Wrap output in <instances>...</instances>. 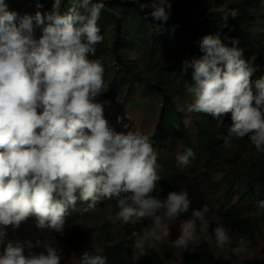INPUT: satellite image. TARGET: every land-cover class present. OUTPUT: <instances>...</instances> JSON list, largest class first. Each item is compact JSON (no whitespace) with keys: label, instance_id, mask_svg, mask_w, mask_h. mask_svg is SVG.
<instances>
[{"label":"clouds","instance_id":"obj_1","mask_svg":"<svg viewBox=\"0 0 264 264\" xmlns=\"http://www.w3.org/2000/svg\"><path fill=\"white\" fill-rule=\"evenodd\" d=\"M131 2L141 11L151 9L145 19L151 16L166 23L170 18L171 0ZM104 8L103 0H68L67 9L62 10V0H53L47 12L20 15L0 0V264H61L68 236L79 224L65 233L66 217L80 220L81 210L94 211L97 205L96 214L82 222L95 226V238L102 231L112 233L113 239L122 238V227L123 234L131 233L135 255H146L148 248L165 241L170 222L191 212L188 219L180 220L172 247L187 250L197 241V222L199 232L211 241L207 233L209 222L214 221L211 250L218 259L264 264L261 233L251 241L247 225L243 232L236 231L237 222L232 228L239 218L220 217L214 208L209 213L207 204L191 208L189 193L169 191L158 174L151 136L123 123V117L118 122L127 131H117L105 118L104 103L97 100L108 91L105 68L101 59L90 58L104 40L98 24ZM238 15L237 8L223 11L219 28L228 27L229 18ZM229 39L231 47L219 31L207 34L199 41L203 55L182 62V74L192 69L191 83L185 85L191 97L186 110L217 120L230 113L232 123L224 144L248 137L256 151L264 154V76L252 80L259 70L254 66L256 56L246 59L239 39ZM127 119L132 118L127 114ZM194 158L191 148L176 155L181 167ZM234 178L228 181L225 171L223 188ZM238 181L245 183L241 177ZM224 198L225 208L251 211L227 195ZM105 200L116 204L110 213L101 206ZM255 205L264 210V199H257ZM33 218L37 229L65 234L64 249L46 241L33 244L7 238L9 226L15 231ZM145 220L149 223L142 231L131 232L125 226L134 229ZM253 220L251 224L259 222L264 229L262 221ZM241 239L257 242L260 254L251 248L252 254L236 261L229 258L232 252L239 256ZM108 241L98 246L92 240L94 252L83 251L78 264H108L101 248ZM35 247L44 251L25 254V248Z\"/></svg>","mask_w":264,"mask_h":264},{"label":"trees","instance_id":"obj_2","mask_svg":"<svg viewBox=\"0 0 264 264\" xmlns=\"http://www.w3.org/2000/svg\"><path fill=\"white\" fill-rule=\"evenodd\" d=\"M103 2L105 8L102 10L98 24L104 40L96 45V55L90 58H99L103 61L104 80L107 85L109 84L107 100L124 92L121 87L116 86L117 78L128 83L129 95L140 94L143 97L154 92L161 95L162 107L153 114L156 123L151 138L157 153L158 165L168 166L169 175L165 172L162 180L166 182L169 191L186 190L192 201L191 208H201L207 204L216 209L220 217L239 218L241 221H234L232 226L233 228L237 222L236 231L243 232L247 225L250 236L257 237L258 233H261L264 237V229H261L259 222L250 223L253 219L262 221L264 228V210H259L255 205V201L260 197L259 193H263L264 199V154L258 153L250 139L245 137L233 140L239 142L240 149L234 157H226L223 145L227 128L232 123L231 114L217 120L203 113L186 112L183 105H186L191 97L188 96L185 85L191 83V68L178 86L174 84L163 86L153 82L148 77V71H135L132 64L126 63L122 58L124 52L134 53L135 48H142V57L136 58L138 60L168 51L172 53L171 57L168 56L170 67L166 66L164 69L167 70L166 72H175L174 81H177L176 77L179 71L181 72L182 62L203 55L199 41L205 35L219 31L224 43L230 47L232 45L229 38L239 39L238 46L244 49L246 59L256 56L254 66H258L259 70L252 76V80L255 81L260 76H264V3L261 0H243L225 6L224 0H171L170 18L165 23L151 16L145 19L151 9L141 11L131 0H103ZM6 3L10 10L17 11L20 15L26 13L34 15L36 11H41L38 5L44 7L41 12H47L53 6V0H6ZM11 4L14 6L10 8ZM67 7L68 0H62V10H66ZM231 8H237L239 15L235 19L230 17L228 27L221 30L219 28L221 14ZM104 17L111 19L113 30L104 28ZM107 34H111V39ZM107 46L110 48L108 54ZM110 57H114L117 68L109 63ZM160 62L162 64L163 60L161 59ZM190 119H193L191 124H189ZM249 146L255 149L254 155L257 161L249 160L248 168L242 170L240 174L227 170L228 176L231 174L236 178L224 189L226 168L246 158ZM187 148L194 151L195 157L202 153L206 160L203 164L190 165L188 173H183L187 174V178L184 179L179 174L181 166L177 164L176 155L183 153ZM238 177H241L245 183L238 181ZM246 183H250L247 188L244 186ZM232 184L234 185L230 189L229 186ZM211 192L215 195L213 196ZM226 195L230 201L240 204L244 209L249 207L251 211L235 210L234 206L225 208L223 204ZM215 202L221 203L222 206H216ZM209 209V213H212V209ZM117 213L118 211L114 214ZM76 219L79 220L77 217ZM125 226L131 231L135 230L133 226L126 224ZM178 235V231H171L168 242L165 241L162 247L148 248L143 259H138L134 254L127 232L122 238L109 240L101 248L108 258V264H234L218 259V254L205 243H195V241L187 250L172 247L171 242ZM94 239L95 226L80 222L68 236V243L62 250V260L73 253L80 256L85 250L94 252L92 248ZM35 249L37 253L44 251L40 247Z\"/></svg>","mask_w":264,"mask_h":264},{"label":"rangeland","instance_id":"obj_3","mask_svg":"<svg viewBox=\"0 0 264 264\" xmlns=\"http://www.w3.org/2000/svg\"><path fill=\"white\" fill-rule=\"evenodd\" d=\"M21 1V0H18ZM39 1H47V0H39ZM243 0H224L225 2V6H228L229 4L233 3V2H240ZM264 3V0H261ZM14 5H10V8L13 7ZM44 10V7H41V11ZM49 11V10H48ZM110 18L109 17H104V21H103V25L104 28L107 30L110 28V30H113V23L110 22ZM108 38L111 39V34H107ZM169 39V36H168ZM147 48H149V46L146 45ZM107 54L110 53V48L107 46L106 48ZM145 51V50H144ZM169 54V55H168ZM172 53L168 52V51H163L160 52L154 56L151 57H145L142 59H136L138 57H142V48H135L134 53H130V52H124L122 54V58L125 60L126 63H130L132 64V67L135 71L137 70H143V71H148V77L150 79H152L153 82L159 83L163 86H167L169 84H171V86H173V84L175 86H178L179 83L183 82V79L186 75L182 74V71L178 73L177 75V81H174V75L175 72H166L167 70L164 69V67H170V63L168 62V56L171 57ZM161 56V58H160ZM114 57H110L109 63L116 67L117 64L116 62L113 60ZM163 60L162 64L160 62V60ZM167 63V64H166ZM172 64V63H171ZM117 68V67H116ZM112 82H114V80H112ZM115 84L118 87H121L123 89V93L120 96H112L109 98V100H107V95L108 93H104L101 96H99L97 98L98 102L104 103V115L105 118L108 120L109 124L114 127L117 131H127L126 129H124L122 127V123L118 122V117H123V123H128L130 125V127H136L139 128L140 130H142L144 133L149 134L150 136L153 134L154 130H155V120L153 119V114L155 112H158L159 109L162 107V99H161V95L157 92L151 93L147 96H143L141 97L140 94H131L129 95V91L128 89V83L122 79L117 78L115 80ZM107 87H109V84L107 85ZM191 100L189 99L186 102V105H183V108L186 110L187 108V103H190ZM187 112V110H186ZM188 113V112H187ZM127 114L129 116H131V121H129L127 119ZM150 119V120H149ZM193 121V119L189 120V124H191ZM152 137V136H151ZM239 142L237 141H232L231 143H229L228 145H223L224 146V150H225V155L226 157H234L236 155V153L239 151ZM248 152H246V158L242 159L238 164L228 167L226 168V172L228 171H232V172H236L239 173L242 170H245L248 168V161L249 160H256L257 161V157L254 155L255 153V149L254 148H250V146L248 147ZM205 157L203 156L202 153L198 154L194 159H191V162L188 166L186 167H180L179 169V174L182 175V177L184 179L187 178V174H183V173H188L189 167L190 165L193 164H203L205 162ZM210 163H212V160L210 161ZM159 168H161V170L159 171ZM158 168V174L160 175V177L163 176V174L166 172V175H169V169L167 165H161V167L159 166ZM229 180H231V178L233 177V175L230 174ZM227 178V177H226ZM250 183H246L244 186L245 188L249 187ZM244 190V189H243ZM211 194L214 196L215 193L211 192ZM260 197L259 199H263V193H259ZM242 197V195L240 196V198ZM217 198V197H216ZM104 203H102V208L107 212L110 213L112 211V209L116 206L114 201H110V200H105L102 201ZM250 204V203H249ZM216 206H221V203H217L215 202ZM100 206L97 205L96 209L94 211H89V212H83L82 210L80 211V215H81V219L77 220L74 218L73 215H69L66 217V228H65V233L74 228L75 225H77L78 223L82 222V221H86L87 219H89L90 217H92L94 214H96V212L99 210ZM209 208H213L212 206H209ZM262 211H259V213H261ZM191 215V212L186 213L184 216L180 217L178 220H173L170 222V229L171 231H178L179 232V223L180 220L183 219H188ZM207 219V217H206ZM149 221L145 220L142 221L140 223H137L135 225V230L136 231H142L144 229H146L147 225H148ZM209 229H208V237H211V241H209L208 239H206L204 237V234L199 232V222H197V236L199 237V239L195 242V243H205L208 245V247L210 249H212V243L214 241V228L216 227V225L214 224V221L209 222ZM132 226V225H130ZM226 230H228V223H226L225 225H223ZM132 232V231H131ZM118 232L115 233V235H117ZM119 234L123 235L122 232V227L119 229ZM131 234V233H130ZM128 235L131 241V245L133 244V238L131 237V235ZM7 238L9 240H19L21 242H24L26 240H31L33 242V244H35L36 240H40V241H46L48 243H53V244H58L60 248H63L64 242H65V234L64 235H60L58 233L55 232H51L47 229L45 230H40L37 229L35 227V220L33 219H29L26 223H22L20 228L17 230H13L11 226H9L7 228ZM114 235L110 232H106V231H102V232H98L96 234V238H95V242L97 243L98 246H101L105 241H108L110 239H113ZM244 241L245 246L241 247V241ZM166 242H168V238L165 240ZM159 242V243H155L152 247H157V246H163L164 242ZM42 248V247H41ZM237 248H241L239 256H237L236 254H234V252H232L229 255V258H232L233 261H236L237 259L243 258L244 256H246L247 254H252L251 248H254V252L260 254V246L257 242H253L252 244H249L248 241L241 239L239 241V245ZM43 249V248H42ZM0 251H2V249H0ZM30 251H35V248L33 249H27L25 248V254L27 255ZM37 253V251H35ZM136 256L139 259H143V256L139 254V252H136ZM78 254H73L70 255L68 258L64 259L61 261V264H78Z\"/></svg>","mask_w":264,"mask_h":264},{"label":"bare ground","instance_id":"obj_4","mask_svg":"<svg viewBox=\"0 0 264 264\" xmlns=\"http://www.w3.org/2000/svg\"><path fill=\"white\" fill-rule=\"evenodd\" d=\"M247 238H249L251 241H253V240H255V239H256V237H255V236H250V237H247Z\"/></svg>","mask_w":264,"mask_h":264}]
</instances>
